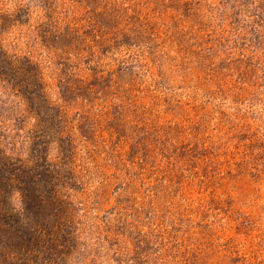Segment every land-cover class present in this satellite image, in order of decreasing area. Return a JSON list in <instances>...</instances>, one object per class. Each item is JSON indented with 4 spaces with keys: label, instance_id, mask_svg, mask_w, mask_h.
<instances>
[{
    "label": "rangeland",
    "instance_id": "1",
    "mask_svg": "<svg viewBox=\"0 0 264 264\" xmlns=\"http://www.w3.org/2000/svg\"><path fill=\"white\" fill-rule=\"evenodd\" d=\"M0 264H264V0H0Z\"/></svg>",
    "mask_w": 264,
    "mask_h": 264
}]
</instances>
